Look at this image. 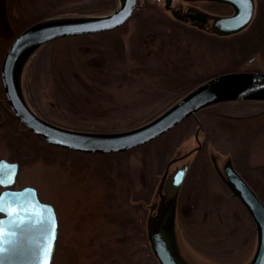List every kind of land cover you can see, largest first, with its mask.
Instances as JSON below:
<instances>
[{
	"label": "rangeland",
	"instance_id": "obj_1",
	"mask_svg": "<svg viewBox=\"0 0 264 264\" xmlns=\"http://www.w3.org/2000/svg\"><path fill=\"white\" fill-rule=\"evenodd\" d=\"M143 1L144 7L114 33L47 43L32 56L23 85L38 115L74 130H128L210 77L264 72V0H254V29L251 21L235 39L205 36L186 27L172 29L163 21L171 14L162 3ZM206 2L201 5L216 16L233 14L224 3ZM112 3L0 0V53L20 31L49 15L79 10L107 14L114 10ZM262 111L264 103L259 102L212 105L147 149H131L118 157L90 158L111 153L69 150L87 155L76 157L57 150L47 153L38 146L42 155L27 159L26 146L20 153L14 150L1 127L0 159L19 165L16 181L8 188L33 187L39 200L55 209L58 236L51 264H159L147 238V206L158 199L167 163L197 145L199 128L201 148L168 172L188 163L176 200L175 236L181 257L187 264H248L256 248V226L225 183L222 168L229 159L261 199L264 178L254 169L264 166V128L246 130L244 118ZM3 122L0 117V125Z\"/></svg>",
	"mask_w": 264,
	"mask_h": 264
},
{
	"label": "water",
	"instance_id": "obj_2",
	"mask_svg": "<svg viewBox=\"0 0 264 264\" xmlns=\"http://www.w3.org/2000/svg\"><path fill=\"white\" fill-rule=\"evenodd\" d=\"M166 1L165 9H170L171 0ZM201 1L224 3L233 9L230 16H210L209 32L217 36L242 32L254 16V0ZM136 9L137 0H117V7L107 14L53 16L38 20L22 30L9 44L0 65L2 90L15 119L49 145L86 153H118L159 138L206 107L224 102L264 103V72L233 71L208 78L151 120L128 130L80 131L38 115L28 103L23 85L25 69L32 56L56 39L115 30L127 23ZM172 14L178 21L187 22L182 15ZM198 16L196 13L191 18L201 20L202 17ZM202 21H207V18ZM199 130L195 132L197 145L167 163L157 191L158 199H153L148 205L147 238L159 264H187L176 242L175 219L177 195L188 163H182L170 174L168 172L172 164L188 159L201 148ZM223 163L225 183L246 207L256 226V248L248 264H264V203L229 159ZM18 169L17 162L0 159V187L6 188L0 192V264H51L58 236L55 209L50 203L41 202L33 187L8 188L15 183Z\"/></svg>",
	"mask_w": 264,
	"mask_h": 264
},
{
	"label": "trees",
	"instance_id": "obj_3",
	"mask_svg": "<svg viewBox=\"0 0 264 264\" xmlns=\"http://www.w3.org/2000/svg\"><path fill=\"white\" fill-rule=\"evenodd\" d=\"M108 1H111L113 2V9H115L117 7V0H108ZM115 3V4H114ZM110 10V11H111ZM69 14H91V15H94V14H102V13H105V12H93V11H83V10H79V12H76V11H71V12H68ZM67 14V13H65ZM63 13V15H65ZM49 16H55V14L53 15H49ZM47 16V17H49ZM257 19V17L254 18V20L251 22L252 26L251 28L254 29L253 26L254 23H255V20ZM250 25V24H249ZM248 25V26H249ZM124 26V25H123ZM121 28V27H120ZM249 28V27H248ZM247 28V29H248ZM250 28V29H251ZM119 29V28H118ZM246 29V30H247ZM256 29V28H255ZM115 31H117V29L115 30H112V31H108V32H104V33H100V34H107V33H114ZM245 31V30H243ZM21 32V31H20ZM19 32V33H20ZM18 33V34H19ZM17 34V35H18ZM16 35V36H17ZM94 35H99V34H94ZM15 36V37H16ZM91 35H81V36H78L79 39L80 38H88L90 37ZM239 33L237 34H232V35H229V36H224V37H232L230 39H235V38H239ZM14 37V38H15ZM223 37V36H222ZM13 38V39H14ZM72 38H76V37H67V38H61V39H57V40H53L51 42H49L48 44L50 43H57L59 41H62V40H71ZM252 39V34L249 35L246 40L250 41ZM12 41V40H11ZM11 41L9 42V44L11 43ZM121 41V40H120ZM8 44V45H9ZM46 44V45H48ZM8 45H6L5 47L6 48H3L2 52L0 53V65H1V61H2V58L4 56V53L6 51V49L8 48ZM44 45V46H46ZM262 103V102H261ZM0 113H1V119L4 120L3 124L0 125V128L2 127V129H5L8 133V136L10 137V140L12 141L11 142V145L14 146V150H16L17 152H21L22 148L25 147L26 151H25V154L27 151L31 152L30 153V156H29V152H28V156H27V159H30L34 156V158L36 159L37 157L41 156L42 154H40V151H39V147L38 146H41V148H43L45 150V152L47 153H57V152H54V150H57L58 152H61V151H64L66 153H68L69 155L71 156H76V157H80V156H87L86 154H83V153H76V152H72V151H69V150H66V149H61V148H58L56 146H53V145H49L47 144L44 139L38 135H34L32 134L29 130L25 129L16 119L15 117L12 115L7 103H6V100H5V97H4V93H3V90H2V84H1V80H0ZM188 119V118H187ZM246 121L244 122V125L247 126L245 127V129H252L253 126H259V128H264V111L256 114V115H253V116H249L247 118H244ZM185 121V120H184ZM179 125V124H178ZM239 128V125H237L236 129ZM246 129V130H247ZM169 132L163 134L162 136H160L159 138L141 146V147H138V148H135V149H147L149 146H151L150 144H153L154 142L156 141H159L161 140L164 136H166L167 134H169ZM30 145V146H29ZM27 146H29V148H27ZM32 147V148H30ZM28 149V150H27ZM134 149V150H135ZM33 150V151H32ZM131 150H128V151H124V152H119V153H111V154H94V155H88L90 156V158L93 156L94 158L95 157H105V156H110V157H118V156H125L126 153L130 152ZM19 152V153H20ZM24 152V151H22ZM33 159V158H32ZM256 172H258L259 175H262L263 178H264V166H260V167H256L254 169ZM244 172H247V171H244ZM261 195H259L262 199V201L264 202V182L262 183L261 185ZM148 207V206H147Z\"/></svg>",
	"mask_w": 264,
	"mask_h": 264
},
{
	"label": "flooded vegetation",
	"instance_id": "obj_4",
	"mask_svg": "<svg viewBox=\"0 0 264 264\" xmlns=\"http://www.w3.org/2000/svg\"><path fill=\"white\" fill-rule=\"evenodd\" d=\"M159 4L162 3L163 6H164V10L165 12L171 14V17L170 18H164L165 21V25L167 26L168 24H171L172 25V29H179V28H190L192 30H194L195 32L199 33V34H202V35H207V36H213V37H218V38H227V37H222V36H217V35H214V34H210L211 32H209L210 30V25L212 23V20H210V16H216L217 13H214V12H211L210 10H208L206 7L202 6L201 4L202 3H210V2H206V1H201V0H196V1H186V0H171L170 1V9H165V4H166V0H156ZM143 2H146V1H143V0H137V9L135 12L139 11L140 8H143L144 6L142 5ZM229 6V5H228ZM231 7V6H230ZM176 14V15H182L184 17V19H187V22L190 21V24L187 23L186 21L185 22H180L178 21L174 15L172 14ZM197 13V15H199L198 17H202L207 18V21L203 22L202 19L199 20L198 18H194V20H192L191 16H195ZM188 14H192V15H189L187 16ZM207 14L209 16L208 17H205ZM214 14V15H212ZM232 14V13H231ZM230 14V15H231ZM134 15V14H133ZM221 16H229L228 15H221ZM192 23L196 24L197 26L198 25H202L203 28H198L196 26H194ZM189 24V25H188ZM167 28V27H166ZM232 37H229L228 39H230ZM118 40H123L120 36H119V39ZM121 42V41H120ZM123 45V44H122ZM122 51L124 52V49L122 48ZM119 57H120V53H118V51L116 52ZM0 116H1V113H0Z\"/></svg>",
	"mask_w": 264,
	"mask_h": 264
},
{
	"label": "bare ground",
	"instance_id": "obj_5",
	"mask_svg": "<svg viewBox=\"0 0 264 264\" xmlns=\"http://www.w3.org/2000/svg\"><path fill=\"white\" fill-rule=\"evenodd\" d=\"M74 37H76V36H74ZM65 38H67V37H65ZM61 39V38H60ZM57 40V39H56Z\"/></svg>",
	"mask_w": 264,
	"mask_h": 264
}]
</instances>
